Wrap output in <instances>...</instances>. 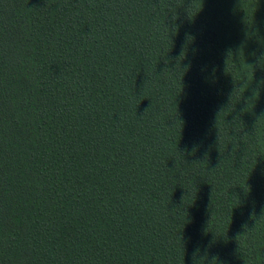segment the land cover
I'll list each match as a JSON object with an SVG mask.
<instances>
[{"label": "trees", "instance_id": "obj_1", "mask_svg": "<svg viewBox=\"0 0 264 264\" xmlns=\"http://www.w3.org/2000/svg\"><path fill=\"white\" fill-rule=\"evenodd\" d=\"M0 264H264V0H0Z\"/></svg>", "mask_w": 264, "mask_h": 264}]
</instances>
